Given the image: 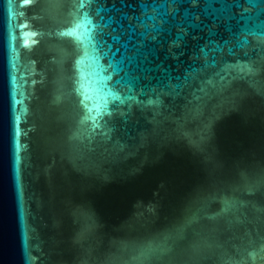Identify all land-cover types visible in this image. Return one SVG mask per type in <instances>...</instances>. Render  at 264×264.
I'll return each mask as SVG.
<instances>
[{
	"label": "water",
	"instance_id": "water-1",
	"mask_svg": "<svg viewBox=\"0 0 264 264\" xmlns=\"http://www.w3.org/2000/svg\"><path fill=\"white\" fill-rule=\"evenodd\" d=\"M78 2L0 0V264H264V0L175 5L139 80Z\"/></svg>",
	"mask_w": 264,
	"mask_h": 264
},
{
	"label": "snow or ice",
	"instance_id": "snow-or-ice-1",
	"mask_svg": "<svg viewBox=\"0 0 264 264\" xmlns=\"http://www.w3.org/2000/svg\"><path fill=\"white\" fill-rule=\"evenodd\" d=\"M30 0H24V3H29ZM106 0H88V3H105ZM205 3H212L214 0H204ZM120 3L128 8L132 9V13L123 12L122 9H115L120 12V19L115 17H108V21H104V17L100 16V23H96L89 18V22L92 24L91 29L87 32L84 40L87 41L85 47H90L93 54L100 59H105L112 51L111 45L108 44L106 37H109L113 42L117 44L123 40L124 60L128 65V72L134 79L144 78L143 74L151 73L153 71L167 72V69L163 68L162 64H158L155 67H151L152 60L150 57L156 55V47L165 43L169 44V48H179L182 45L185 37L188 34V29L184 27L183 23L175 24L176 28L175 37L171 40L166 39L171 35L172 29L167 31L164 25L168 23L166 17H170L173 21L176 19L178 9L175 7L177 4L191 3L196 5L200 3V0H136V4L126 3V0H120ZM85 0H79L76 8L75 16L78 19L80 17V9L84 7ZM137 5L139 7V14H137ZM113 8L115 5L113 4ZM112 11L113 9H105L103 7L97 8V15L104 11ZM199 20V17H196ZM126 22V23H125ZM116 27H112V25ZM76 28L81 27L80 23H76ZM106 28H111V31L106 32ZM118 33V34H117ZM79 39V38H78ZM192 39H199L197 36H193ZM84 40H79L80 43H84ZM204 51V48L200 49ZM119 52V49H117ZM183 53H172L173 59H178L179 55ZM112 64L106 65V70L111 69ZM251 71L250 67L248 69ZM140 74V75H138ZM119 97H117L118 99ZM108 101L105 100V105ZM83 104V101H82ZM86 112V117L91 120L93 130L99 127V119H102L103 115H111V109L97 116H89L92 109L83 104ZM105 135L107 133H104Z\"/></svg>",
	"mask_w": 264,
	"mask_h": 264
}]
</instances>
